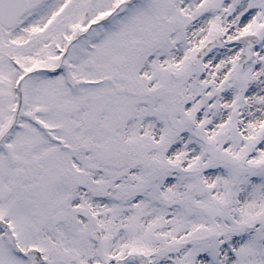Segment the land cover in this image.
<instances>
[{"label":"snow or ice","instance_id":"snow-or-ice-1","mask_svg":"<svg viewBox=\"0 0 264 264\" xmlns=\"http://www.w3.org/2000/svg\"><path fill=\"white\" fill-rule=\"evenodd\" d=\"M0 264H264V0H0Z\"/></svg>","mask_w":264,"mask_h":264}]
</instances>
